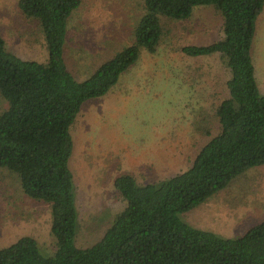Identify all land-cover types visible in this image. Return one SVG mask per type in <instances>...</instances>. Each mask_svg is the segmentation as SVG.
I'll return each mask as SVG.
<instances>
[{
  "label": "trees",
  "instance_id": "obj_1",
  "mask_svg": "<svg viewBox=\"0 0 264 264\" xmlns=\"http://www.w3.org/2000/svg\"><path fill=\"white\" fill-rule=\"evenodd\" d=\"M82 0H19L26 18L44 35L45 61L12 52L0 32V168L15 175L22 192L50 206L53 255L24 235L0 248V264H264V220L231 238L195 226L182 214L264 165V93L252 49L264 0H143L133 41L80 79L66 56L69 24ZM212 7L223 19L222 37L183 46L189 57L219 54L229 76L228 96L216 107L218 130L185 170L140 183L130 173L114 179L125 202L94 244H77L80 212L71 167L73 128L85 104L108 94L143 51L155 53L162 19L188 20Z\"/></svg>",
  "mask_w": 264,
  "mask_h": 264
},
{
  "label": "rangeland",
  "instance_id": "obj_2",
  "mask_svg": "<svg viewBox=\"0 0 264 264\" xmlns=\"http://www.w3.org/2000/svg\"><path fill=\"white\" fill-rule=\"evenodd\" d=\"M19 0H0V32L9 49L25 59L45 61L47 50L37 20L26 18ZM143 0H82L69 24L66 56L82 80L133 41ZM163 36L153 54L140 59L101 98L87 102L73 128L71 167L77 186L80 221L77 244H94L125 202L114 179L130 173L138 182H155L188 168L218 130L216 107L228 96L229 76L219 54L189 57L183 46L209 44L222 37V16L212 7L195 9L188 20L161 17ZM264 93V11L252 49ZM7 102L0 94V113ZM189 223L226 237L243 235L264 220V165L236 178L227 189L182 214ZM50 206L26 196L15 175L0 168V248L24 235L53 255Z\"/></svg>",
  "mask_w": 264,
  "mask_h": 264
}]
</instances>
